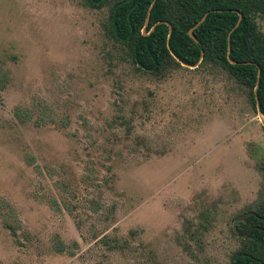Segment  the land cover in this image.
<instances>
[{"label":"rangeland","instance_id":"374dc122","mask_svg":"<svg viewBox=\"0 0 264 264\" xmlns=\"http://www.w3.org/2000/svg\"><path fill=\"white\" fill-rule=\"evenodd\" d=\"M107 15L0 0V264H230L235 219L264 184V116L224 74L133 71Z\"/></svg>","mask_w":264,"mask_h":264},{"label":"trees","instance_id":"16d2710c","mask_svg":"<svg viewBox=\"0 0 264 264\" xmlns=\"http://www.w3.org/2000/svg\"><path fill=\"white\" fill-rule=\"evenodd\" d=\"M153 2L84 0L91 9L108 11L103 24L106 36L115 45L118 59L129 64L133 71L162 81L177 72L183 63L196 65L203 52L198 68L224 74L248 91L254 109L259 112L255 94L258 86L259 113L264 115V32L257 20L264 17V0ZM150 8L151 16L147 24ZM207 12L206 19L196 26ZM239 12L243 14V19L237 26ZM192 28L197 41L190 35ZM16 114L26 121L20 111L17 110ZM260 161L258 167L264 175V156ZM6 207L11 206L0 198V214ZM6 215L9 218H3L4 226L19 240V226L11 220H17L15 211L9 209ZM235 220L232 233L238 240V246L230 255V264H264V184L257 201L247 205ZM109 238L103 233L95 239L105 242L109 250H123L130 246L132 239L126 238L120 244L117 239ZM19 243L22 242L19 240ZM55 246L58 252L69 251L70 255H75L61 240Z\"/></svg>","mask_w":264,"mask_h":264},{"label":"water","instance_id":"95a60500","mask_svg":"<svg viewBox=\"0 0 264 264\" xmlns=\"http://www.w3.org/2000/svg\"><path fill=\"white\" fill-rule=\"evenodd\" d=\"M154 2H155V0H154ZM154 2H153V4H154ZM151 8H152V7H151ZM151 8H150V11H149V14H148L147 24L149 23V19H150V16H151ZM208 14H209V12H207V13L203 16V18L197 23L196 26L200 25V24L206 19V17H207ZM239 15H240V18H239V22H238L237 26L239 25V23H240V22L242 21V19H243V14H242L241 12H239ZM170 29L172 30V27H170ZM190 35H191V36L197 41V38H196V36H195V34H194V28H192V29L190 30ZM229 56H230V50H229ZM202 58H203V52H202L201 59L199 60V62H198L196 65H187V64H185V63H183V65H185V66H190V67H198L199 64L201 63ZM233 62H234V61H233ZM260 74H261V70L259 69V77H260ZM258 83H259V80H258ZM257 87H258V86H257ZM257 87H256V89H255V94H256V99H257L258 110H259V112H260V103H259V99H258V96H257V93H256V91H257ZM260 114H261V113H260ZM263 116H264V115H263Z\"/></svg>","mask_w":264,"mask_h":264}]
</instances>
